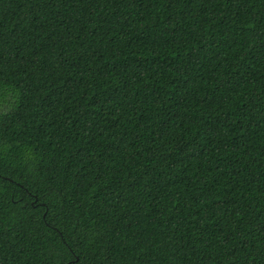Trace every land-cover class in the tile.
Instances as JSON below:
<instances>
[{
  "label": "trees",
  "instance_id": "trees-1",
  "mask_svg": "<svg viewBox=\"0 0 264 264\" xmlns=\"http://www.w3.org/2000/svg\"><path fill=\"white\" fill-rule=\"evenodd\" d=\"M0 264H264V0H0Z\"/></svg>",
  "mask_w": 264,
  "mask_h": 264
}]
</instances>
